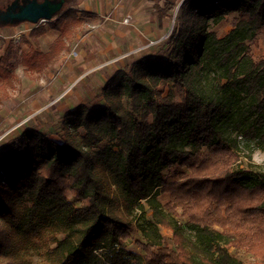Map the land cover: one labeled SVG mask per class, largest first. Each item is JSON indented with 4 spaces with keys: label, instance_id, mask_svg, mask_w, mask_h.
<instances>
[{
    "label": "trees",
    "instance_id": "trees-1",
    "mask_svg": "<svg viewBox=\"0 0 264 264\" xmlns=\"http://www.w3.org/2000/svg\"><path fill=\"white\" fill-rule=\"evenodd\" d=\"M150 1L168 23L182 2ZM178 10L162 44L79 81L81 100L56 124L33 117L17 140L0 139V264H29V244L45 237L51 264H242L231 248L264 264V176L243 157L264 149V54L253 53L264 51V0ZM57 19L54 48L26 56L28 70L55 61L86 20L75 9ZM15 56L10 42L2 86Z\"/></svg>",
    "mask_w": 264,
    "mask_h": 264
},
{
    "label": "rangeland",
    "instance_id": "rangeland-1",
    "mask_svg": "<svg viewBox=\"0 0 264 264\" xmlns=\"http://www.w3.org/2000/svg\"><path fill=\"white\" fill-rule=\"evenodd\" d=\"M6 2L0 0V7ZM70 9H75L86 19L84 25L75 28L72 39L65 42L68 48L61 50L56 60L42 72L28 70L24 58L32 51L47 53L54 48L56 35L49 30L50 26L62 12ZM178 9L172 22L168 23L158 15L150 0H69L50 22L35 25L21 23L0 28V58L10 42L15 46L16 53L13 58L16 78L11 85H0V139L17 140L21 126L33 117L42 127L51 122L56 124L60 116L54 119L55 115L66 107L73 108L81 100V89L71 91L79 81L86 87L97 84L100 77L106 78V71L127 69L132 62L130 54L148 45L162 44L174 30ZM231 28L229 25L223 31L229 32ZM34 29L47 32L37 39V44L29 47L23 41L28 38L34 40L30 37ZM253 53L263 55L264 51L254 48ZM247 154L252 155L250 170L263 177L264 149H247L243 157ZM105 183L109 185L108 178ZM111 190L115 191V188ZM141 215L139 211L133 214L138 219ZM163 234L171 236L168 229H163ZM29 245L26 255L29 264H51L47 253L54 244L49 237ZM230 252L242 264L255 262V258L244 250L231 248Z\"/></svg>",
    "mask_w": 264,
    "mask_h": 264
},
{
    "label": "water",
    "instance_id": "water-1",
    "mask_svg": "<svg viewBox=\"0 0 264 264\" xmlns=\"http://www.w3.org/2000/svg\"><path fill=\"white\" fill-rule=\"evenodd\" d=\"M62 9L63 1L57 4H54L48 0H45V2L42 4H38L36 1H34L24 7L12 18L17 21L16 25H18V23H30L35 25L40 22L52 21V19L57 16L62 11Z\"/></svg>",
    "mask_w": 264,
    "mask_h": 264
},
{
    "label": "flooded vegetation",
    "instance_id": "flooded-vegetation-1",
    "mask_svg": "<svg viewBox=\"0 0 264 264\" xmlns=\"http://www.w3.org/2000/svg\"><path fill=\"white\" fill-rule=\"evenodd\" d=\"M36 1L38 4H42L45 0H7L6 3L0 7V28L15 26L17 21L12 17L19 13L28 4ZM54 4L63 1V7L69 2V0H48ZM19 24V23H18Z\"/></svg>",
    "mask_w": 264,
    "mask_h": 264
},
{
    "label": "built area",
    "instance_id": "built-area-1",
    "mask_svg": "<svg viewBox=\"0 0 264 264\" xmlns=\"http://www.w3.org/2000/svg\"><path fill=\"white\" fill-rule=\"evenodd\" d=\"M40 24H42V22H40Z\"/></svg>",
    "mask_w": 264,
    "mask_h": 264
}]
</instances>
